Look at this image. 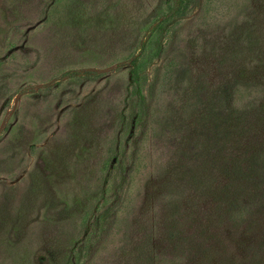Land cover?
<instances>
[{"label":"rangeland","instance_id":"1","mask_svg":"<svg viewBox=\"0 0 264 264\" xmlns=\"http://www.w3.org/2000/svg\"><path fill=\"white\" fill-rule=\"evenodd\" d=\"M0 264H264V0H0Z\"/></svg>","mask_w":264,"mask_h":264},{"label":"trees","instance_id":"2","mask_svg":"<svg viewBox=\"0 0 264 264\" xmlns=\"http://www.w3.org/2000/svg\"><path fill=\"white\" fill-rule=\"evenodd\" d=\"M224 102V101H223Z\"/></svg>","mask_w":264,"mask_h":264}]
</instances>
